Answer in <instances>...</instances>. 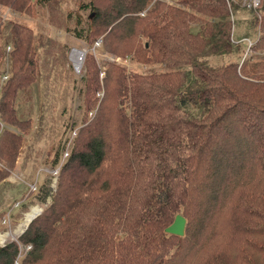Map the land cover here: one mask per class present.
I'll return each mask as SVG.
<instances>
[{"label":"trees","instance_id":"obj_1","mask_svg":"<svg viewBox=\"0 0 264 264\" xmlns=\"http://www.w3.org/2000/svg\"><path fill=\"white\" fill-rule=\"evenodd\" d=\"M53 1L0 5L31 15L36 5ZM243 1L90 0L81 6L93 12L88 43L100 37L102 51L160 63L164 71L125 74L109 66L108 94L79 129L49 204L17 239L28 248L19 264H264V77L246 60L220 67L206 61L242 50L230 20L239 11L252 15L250 50L264 49V0L257 9ZM0 41V65L6 60L10 73L0 87V123L25 130L13 105L31 84L40 36L0 16ZM84 63L90 107L99 84L87 52ZM20 143L0 127V182ZM46 197L45 190L40 201ZM178 213L183 236L165 234ZM208 233L221 243L224 233L232 235V252L195 255ZM17 243L0 247V264L14 263ZM185 244L193 245L192 256Z\"/></svg>","mask_w":264,"mask_h":264},{"label":"rangeland","instance_id":"obj_2","mask_svg":"<svg viewBox=\"0 0 264 264\" xmlns=\"http://www.w3.org/2000/svg\"><path fill=\"white\" fill-rule=\"evenodd\" d=\"M89 1L54 0L48 5H36L31 15L12 13L0 5L2 18L29 28L33 35L40 36L41 41V47L34 55L35 70L31 84L25 87L24 93H17L13 105L15 118L19 122H25V130L9 123H0L3 129L21 138L14 166L0 182V236L7 235L0 247L10 242L17 243L25 228L19 234L15 235V232L33 207L42 211L49 204L50 195L58 183V173L74 146L79 129L93 118L100 101L108 94L103 89V84L109 66L121 69L125 74L145 75L164 71L160 63L144 65L132 59L131 54L119 56L102 51L100 37L91 44L88 43L84 35L91 17L88 20L87 16L93 12L82 9L81 6ZM160 1L163 4L169 2ZM253 1L244 0L243 4L253 8ZM256 1L257 6L253 9L260 6V0ZM251 18L249 11H239L234 17L231 16L232 39L242 44V50L239 54L208 57L206 61L209 66L220 67L231 62H239L241 65L246 60L248 65L264 77V49L253 52L250 50L256 38L249 25ZM96 41L100 43L94 47ZM71 49L89 53L97 70L95 81L99 88L91 95L94 103L90 107L86 103L85 63L81 73L74 75L68 61ZM0 71H7L8 79L10 73L6 60L0 65ZM1 162L0 167L5 161ZM45 190L47 197L42 202L41 192ZM224 234L228 239L223 243L214 240L213 234L208 233L206 239L204 235L200 239L205 243L204 249H200L195 255L203 253L206 256L213 251L227 254L232 252L233 247L228 245L232 235ZM17 244L18 255L13 264H19L28 249ZM184 246H187L192 256L193 245Z\"/></svg>","mask_w":264,"mask_h":264},{"label":"built area","instance_id":"obj_3","mask_svg":"<svg viewBox=\"0 0 264 264\" xmlns=\"http://www.w3.org/2000/svg\"><path fill=\"white\" fill-rule=\"evenodd\" d=\"M256 3H257V1L254 0L252 3L253 8H255L257 6ZM99 43H100V41H96L94 43V47H97L99 45ZM72 52H76V58L72 57ZM85 53H86L85 50L79 51L76 49H71L68 52V61H69L70 69L74 75H79L81 73ZM6 80H7L6 72L1 73L0 74V87L5 83ZM0 127H2L1 124H0Z\"/></svg>","mask_w":264,"mask_h":264},{"label":"water","instance_id":"obj_4","mask_svg":"<svg viewBox=\"0 0 264 264\" xmlns=\"http://www.w3.org/2000/svg\"><path fill=\"white\" fill-rule=\"evenodd\" d=\"M41 210H38V213H36L30 221L27 223V225L31 222L32 219H34L36 216L40 214ZM26 225V227H27ZM25 227V229H26ZM184 228H185V219L177 214L174 216L173 221L171 222L170 225H168L164 229V233L167 235H172V236H177V237H182L184 234ZM22 232V231H21Z\"/></svg>","mask_w":264,"mask_h":264},{"label":"bare ground","instance_id":"obj_5","mask_svg":"<svg viewBox=\"0 0 264 264\" xmlns=\"http://www.w3.org/2000/svg\"><path fill=\"white\" fill-rule=\"evenodd\" d=\"M72 57L76 58V52H72ZM38 213V209L37 208H32L30 213H28L26 215L25 221L17 228L15 235L21 233V231L26 227L27 223L30 221V219L36 214ZM7 235H2L0 236V243L4 240V238H6Z\"/></svg>","mask_w":264,"mask_h":264}]
</instances>
